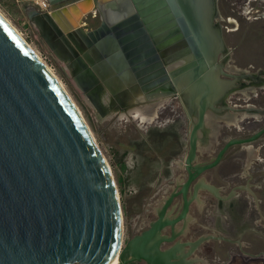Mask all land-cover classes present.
<instances>
[{
	"label": "water",
	"instance_id": "water-1",
	"mask_svg": "<svg viewBox=\"0 0 264 264\" xmlns=\"http://www.w3.org/2000/svg\"><path fill=\"white\" fill-rule=\"evenodd\" d=\"M47 1L46 10L30 14L42 29L40 40L64 60L100 119L153 95L173 90L177 97L176 84L190 93L189 149L180 161L187 177L162 198L147 228L125 238L117 184L89 125L59 80L0 14V264H111L115 257L117 264H189L180 254L183 230L177 225H185L202 189L229 198L203 175L231 146L252 144L264 134L263 127L234 136L209 161L198 155L211 101L222 102L224 91L239 88L241 78L250 76L239 68L221 70L229 57L220 52L230 51L216 1ZM98 16L99 24L85 26ZM220 71L237 76L221 79ZM245 108L236 109L258 112ZM209 237L198 236L186 253Z\"/></svg>",
	"mask_w": 264,
	"mask_h": 264
},
{
	"label": "rangeland",
	"instance_id": "rangeland-1",
	"mask_svg": "<svg viewBox=\"0 0 264 264\" xmlns=\"http://www.w3.org/2000/svg\"><path fill=\"white\" fill-rule=\"evenodd\" d=\"M215 1L221 22L222 37L226 45L230 47L228 62L223 61L221 69L233 71L237 68L257 70L262 68L264 74V0ZM48 5L47 0H0L1 11L14 23L45 62L55 71L91 128L95 140L111 166L123 210L125 238H128L135 232L146 228L150 223L149 221L157 217L156 207L160 205V199L166 196V191L177 182V179L184 176V171L174 166L179 154H183L189 149L187 141L184 144L183 142L179 144L177 138L183 137V133L190 129V124L184 117L185 115L189 116L190 111L193 110L190 93L187 90L182 91L179 88L180 86L176 84L177 97H174L173 90L168 94H163L164 96L160 95V99L169 96V100L161 107L158 120L151 123H143L135 118L127 120L112 116L100 119L97 109L87 100L82 90L73 81L64 60L51 54L40 40V38H43L42 29L30 17V14L33 10H46ZM99 22L100 17H97L91 23L99 24ZM251 65H254V67H251ZM242 91L246 94H243V96L248 98L247 90ZM156 96L153 95L152 98L156 99ZM230 96L231 98L228 99L229 106L232 108L234 105L235 108L244 106L242 104L246 101L243 98L234 100L233 95ZM146 103L141 102L140 104ZM151 103L154 104L153 101ZM140 104L132 106L130 109L140 106ZM173 108L176 110V116L179 112L182 116L178 115L179 118L170 122L175 111L172 112ZM254 108L256 109V107ZM130 109H128V112ZM209 109L212 110L213 108L210 107ZM211 110H208L206 125L211 124L220 128L222 123H225L232 133V137H234L233 135H241L240 132L244 133L240 124L242 119L238 118L237 112L232 116L227 114L222 116L213 113ZM162 113L164 114L162 115ZM250 113L255 114L257 118L261 117V114L256 111H250ZM222 118L226 120H220ZM257 126L258 123L252 120L250 127L253 129ZM262 138L260 137L259 140ZM262 143L258 146V140H256L252 143L254 146L250 145L251 143L246 145L236 144L231 149L233 151L228 152L230 154L227 159L232 156V153L242 152L241 147L245 150H251L255 146L257 149L256 155L263 158L264 148L261 147ZM211 148L207 149L210 153H212L211 150L214 147ZM244 152L249 153V151ZM243 155L246 158L252 157L251 154L248 157L245 154ZM261 162H255L250 170L248 168V171H246L247 176L241 179V186L236 189H243L244 192H249V187L252 190L255 189L254 192L257 194L251 195L253 198L257 196L258 202L255 199L253 200L260 208L261 218L258 221H261V227H252V224L247 222L246 227L249 225L248 228H243L238 237H233L232 234L223 238H220L219 233L218 236L214 235L217 237L210 239V243L203 242L196 248L197 253L202 256L200 257L201 261L210 262L211 264H264V161ZM226 164L227 167L236 165L239 170L242 165H246L243 163L240 166L239 163L231 160L227 161ZM260 176H262V180L260 179L259 182L258 178ZM213 183L211 181V184ZM254 183L258 185H254ZM256 186L259 190L255 188ZM204 190L206 191L205 188L202 189V191ZM181 204L182 198L179 197L175 208L180 207ZM217 208H222V202L218 203ZM246 229H253L257 233L247 232L242 236ZM218 240H221L222 243ZM130 264L147 263L135 261Z\"/></svg>",
	"mask_w": 264,
	"mask_h": 264
},
{
	"label": "flooded vegetation",
	"instance_id": "flooded-vegetation-1",
	"mask_svg": "<svg viewBox=\"0 0 264 264\" xmlns=\"http://www.w3.org/2000/svg\"><path fill=\"white\" fill-rule=\"evenodd\" d=\"M257 1V0H256ZM99 17V16H98ZM97 24H92V23H90L87 27L88 28H91V27H94V26H96ZM228 50L230 51V47H228L227 46V52H228ZM220 55L221 56H223L224 58L225 57H229L230 56V53H224V52H220ZM251 67H254V65H251ZM221 70H223V69H221ZM241 71H242V73H245V74H249L250 76L249 77H242L241 78V76H240V78H241V82H239V88H238V86H235L234 88L235 89H230V90H226V91H224L225 92V94H226V99H224L222 102H220V103H216V102H214V101H211L213 104H214V107H215V109H210L213 113H215V114H218V115H224V114H227V115H229V116H232L235 112H237V115H238V118H240V119H242L241 120V125H242V128H243V132L244 133H241L240 132V134L241 135H239V136H248V135H250V134H252L253 132H255L256 130H259V129H261V128H263L264 127V124H263V121H264V74H263V70H262V68H260V70H257V69H241ZM227 72H233V71H228L227 70ZM236 73V72H235ZM238 74H241V72L240 73H238ZM224 78V79H232V78H235L236 76H232V75H226V74H224L222 71H220L219 72V77L221 78V79H223L222 77ZM254 82H257L258 84L257 85H253L252 86V83H254ZM243 84V85H242ZM238 88V89H237ZM255 88V89H254ZM237 89V90H236ZM224 90H225V88H224ZM242 90H247V94L249 95L248 96V98H246V97H244L243 96V94H244V92L242 91ZM224 92H222V93H224ZM230 95H233L232 96V98L234 99V100H236V99H238V100H240L241 98H243V100H245L246 102L245 103H243L242 105H244V106H239V107H237V109H239V108H244V107H246V108H248L249 106H254V107H256V110L258 111V113L259 114H261V117L260 118H257L256 116H255V114H251L252 116H248V115H250L249 114V112L251 111H247V110H244V112H240V111H238L236 108H232V107H229V108H227L226 106L228 105V102H227V99H230L231 98V96ZM244 95H246V94H244ZM156 99L157 100H159L160 98L158 97H156ZM156 99H153L152 97H151V99L150 100H148V102L150 103V102H152L153 101V103H155V101H156ZM212 99V98H211ZM222 100V99H221ZM248 100V101H247ZM147 102V103H148ZM225 102H226V104H225ZM152 104V103H151ZM207 107H209V104H208V106ZM213 107V108H214ZM234 107H235V105H234ZM150 108H153V105L152 106H150ZM245 108V109H246ZM209 109V108H208ZM175 110V108H173L172 109V112ZM253 110V109H252ZM164 113L166 112V111H163ZM164 113H162V115L164 114ZM240 115H239V114ZM160 114H161V112H160ZM173 116H171V118L172 119H170V122L171 121H175V119H177V118H179L180 116H182V114H180V112H179V114L178 115H180V116H176V110L173 112ZM246 116V117H243L244 115ZM254 115V116H253ZM186 119H187V122H188V119L190 118L189 116H187V115H185L184 116ZM197 119V116L195 117V120ZM239 119V120H240ZM190 120V119H189ZM220 120H226V119H224V118H222V119H220ZM252 120H255V122L256 123H258V126L257 127H255V128H251L250 127V124L252 123ZM191 122V121H190ZM190 122H189V124H190ZM207 122V121H206ZM206 122H205V126H204V129L203 130H201L200 131V135H199V137H200V140H199V143H200V148L201 147H205V149L204 150H201L200 149V152H199V157H200V159H202V160H207V161H209V160H211L215 155H216V153L218 152V150L222 147V146H224L231 138H232V133L229 131V127L227 126V124H225V123H222V126L220 127V128H217L215 125H212L211 127H209V129H208V127H206ZM240 122V121H239ZM191 129V128H190ZM190 129H189V131H185L184 133H183V137H178L177 139H178V142H179V144L180 143H182L183 142V144L185 143V141H187L188 142V146H189V136H190ZM230 132V133H229ZM248 133V134H247ZM233 136H236V135H233ZM261 137H263L262 139H260L259 140V138L257 139L258 140V146H260L261 145V142H263L262 143V148H264V134H263V136H261ZM252 143H254V142H252ZM247 144H250V143H247ZM250 145H253V144H250ZM254 146V145H253ZM209 147H214V149H212L211 151H212V153H210V152H208V148ZM233 146H231L228 150H227V152L225 153V156L223 157V159H222V161L220 162V164L219 165H217V166H215L217 169H215V167L214 168H212V169H210V170H208V172H206L208 175H209V177H211L212 179H213V184L214 185H216V186H219V185H221V184H225V185H227V184H229L230 185V183L232 182V188L233 187H236L235 189H237V188H239L241 185H240V183H241V179H240V177L238 176L239 175V173H238V171H239V167H237L236 165H231V166H228L227 167V164H226V162L227 161H229V160H231L232 162H235V163H240V160H241V163H242V161H245V162H249L250 160H252L253 162H257V163H262L261 161H264V157L263 158H260V157H258V156H256L255 157V159H252V157L251 158H249L248 156V158H246L243 154H245L246 155V153L244 152V151H247V150H245V149H242V152H235V153H232V156L229 158V159H227L226 160V162H224V163H222L224 160H225V158H226V156H227V158L229 157V154L233 151H231V148H232ZM238 150V149H237ZM228 151L230 152L229 154H228ZM243 153V154H242ZM187 154V152H184L183 154H179V157H178V159L177 160H175V168H177V169H179V168H181V170L182 171H184V178H186L187 177V170H186V168L183 166V165H181L180 164V161H183L184 159H183V157L185 156ZM243 158H244V160H243ZM171 164V163H170ZM175 168H172V169H175ZM215 169V172L213 171V173L211 172L212 170H214ZM171 170V169H170ZM169 170V171H170ZM181 171V172H182ZM174 172V171H173ZM205 173V174H206ZM212 174V175H211ZM213 176H215V177H218L217 179H215ZM247 175H245V177H246ZM183 177H181L180 179H177V182H175L174 183V185L172 186V190H173V188L175 187V186H180V184L182 183V182H180V181H183ZM244 177V178H245ZM261 177L262 176H260L259 178H258V181L260 182V179H261ZM220 178V179H219ZM200 180V179H199ZM205 180L207 181V179L205 178ZM262 180V179H261ZM208 182V181H207ZM262 182V181H261ZM236 183V184H235ZM238 185V186H237ZM254 185H258L257 183H254ZM259 187V186H258ZM192 189H193V186L191 187ZM255 188H257V186L255 187ZM234 189V190H235ZM171 190V191H172ZM254 190L255 189H251L250 187H249V193L250 194H257V193H255L254 192ZM257 190H259V188H257ZM210 193L211 191H207V193ZM211 194H213V197L214 198H216V195L214 194V193H211ZM181 197V196H180ZM212 199V202H214V200L215 199ZM254 198H252V201L253 202H255L254 200H253ZM244 202V201H243ZM261 217V216H260ZM149 226V225H148ZM147 226V227H148ZM146 227V228H147ZM144 229V228H143ZM168 231H169V228H168Z\"/></svg>",
	"mask_w": 264,
	"mask_h": 264
},
{
	"label": "crops",
	"instance_id": "crops-1",
	"mask_svg": "<svg viewBox=\"0 0 264 264\" xmlns=\"http://www.w3.org/2000/svg\"><path fill=\"white\" fill-rule=\"evenodd\" d=\"M211 126H212L211 124L206 125L208 129ZM200 149L204 150L205 147L203 146ZM242 149L243 148L241 147V151ZM247 151H249V153H247L246 156H249L251 154L252 159H255V157L257 156L256 146L253 147L251 150H247ZM226 160H227V156L222 163H224ZM243 163H245L246 165L244 164L245 166L243 165L241 166V164ZM254 163L255 162H253L252 160H250L249 162L242 161L241 163V160H240L239 164L241 166V169L238 171L239 173L238 176L240 177V179H244L245 175H247L246 171H248V168L250 170ZM213 171L215 172V169L212 170L211 172L213 173ZM203 177H204L203 181L205 183L209 184L210 182L211 184V181L213 182V179L209 177L207 173L203 175ZM213 177L215 178V176ZM205 178L207 179L208 182L205 180ZM215 179H217V177ZM213 186L217 188V193H219L220 196H223V197L229 196V198L227 199L225 198L220 199L217 197L214 198L213 194H211L212 192L207 193V190L201 191L199 193V199L194 200L193 203L191 204L188 220L185 223V225L183 221L177 225L178 229L183 230L181 236L179 237L180 243L184 244V246L181 248L180 254L181 255L184 254V258L187 261L188 260L190 261L189 264H211L210 262L201 261L200 257L202 256L200 255V253H197V250L192 252V254L190 255L186 253V249L191 247L190 243L194 242L195 238H197L198 236L212 235V237H209V239L205 241L206 243H210L211 241L210 239L217 237L218 235L231 236L232 234L233 237L234 236L238 237L241 231H243V228H248L249 225L246 227L247 222L252 224V227H257V226L261 227V224H260L261 221H258V219L261 218L259 217L260 216V208L258 207L259 205L255 204V202L252 201L251 198L253 197L249 192H244L243 189H241L242 191L236 190L235 189L236 187L232 188V182L230 183V185L221 184L219 186H216V185H213ZM171 190H172V186L170 189L168 188V190L166 191L167 192L166 196L171 192ZM213 198L215 199L214 202H212ZM160 200L162 201V199ZM219 202H222V208L220 209L217 208ZM180 208L181 206L176 208L175 214L179 212ZM195 227H197L198 229H196ZM247 232L257 233L253 229L252 230L246 229L244 233L242 234V236L246 234ZM214 235H217V236H214ZM218 241L222 243L221 240H218ZM204 258L206 259L205 256Z\"/></svg>",
	"mask_w": 264,
	"mask_h": 264
},
{
	"label": "bare ground",
	"instance_id": "bare-ground-1",
	"mask_svg": "<svg viewBox=\"0 0 264 264\" xmlns=\"http://www.w3.org/2000/svg\"><path fill=\"white\" fill-rule=\"evenodd\" d=\"M0 14L5 18V20L16 30V32L25 40V42L28 44V46L37 54V56L41 59V61L43 62V64L45 66H47V68L51 71V73L55 76V78H57V80H59V82L62 84V86L65 88V90L67 91L68 95L72 98L71 94L69 93V91L67 90L66 86L62 83V81L59 79V77L57 76V74L55 73V71L45 62V60L40 56V54L35 50V48L32 46V44L23 36V34L21 33V31L14 25V23L11 22V20L1 11L0 9ZM66 18L69 20L68 16H66ZM153 81L152 79H149V83L151 84ZM165 83H161L158 84L160 86L164 85ZM180 88V87H179ZM178 91V90H177ZM145 95V94H144ZM73 102L75 103V105L77 106L76 102L74 101V99L72 98ZM169 100V96L167 97H162L161 99L157 100L153 106V108H150L151 104L146 103V104H140V106H136L133 109H130V111L128 112V110H114L115 113L109 114L112 117H118L120 119H133L135 118L138 121H141L143 123H151L154 122L156 120H158V118L160 117V112H161V107ZM110 104V103H109ZM108 104V105H109ZM111 105V104H110ZM77 108L79 109V107L77 106ZM80 111V109H79ZM81 112V111H80ZM118 112V113H117ZM82 114V112H81ZM109 115L107 117H109ZM244 115V114H243ZM251 115V113H250ZM83 116V114H82ZM247 116V115H246ZM245 115L243 117H246ZM254 116V115H253ZM106 117V118H107ZM83 118L85 119V117L83 116ZM235 118V117H234ZM86 120V119H85ZM235 120V119H233ZM236 121V120H235ZM87 122V121H86ZM232 122V121H231ZM88 124V123H87ZM241 124V123H240ZM241 128V127H240ZM91 129V128H90ZM248 148V147H247ZM104 155V154H103ZM108 162V161H107ZM109 164V163H108ZM109 167L111 169V166L109 164ZM112 171V169H111ZM113 173V172H112ZM114 177V175H113ZM116 183V181H115ZM191 219V218H190ZM183 228V227H182ZM185 228V227H184ZM118 263V257H115V259L112 261L111 264H117Z\"/></svg>",
	"mask_w": 264,
	"mask_h": 264
}]
</instances>
